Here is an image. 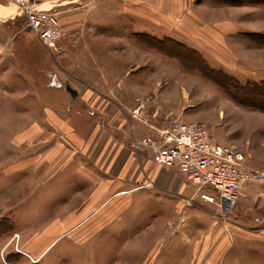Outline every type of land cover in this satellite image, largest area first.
I'll return each mask as SVG.
<instances>
[{
  "label": "rangeland",
  "instance_id": "obj_1",
  "mask_svg": "<svg viewBox=\"0 0 264 264\" xmlns=\"http://www.w3.org/2000/svg\"><path fill=\"white\" fill-rule=\"evenodd\" d=\"M101 4L103 29L108 21L131 20L121 12L137 14L141 22L137 36L148 50L140 49L128 65L129 74L135 71L130 85L117 86L139 89L128 90L132 106L126 91H84L74 98L66 88L82 86V71L91 69L67 59L58 39L69 30L89 36L97 29ZM69 5L76 9L61 15L65 6H54L62 35L50 45L25 30L19 6L0 0V135L13 138V145L5 143L10 159L3 154L1 162L8 167H0V264H15L21 256L31 264H264V224L254 227L234 218L236 201L230 209L202 203L186 177L187 188L171 200L156 182L155 172L163 166L141 141L154 132L150 124L167 127L180 119L205 122L217 143V129L229 111L242 116L235 107L264 110L242 101L264 92V0H71ZM77 21L79 29L70 25ZM97 68L105 69L102 62ZM112 69L122 67L117 62ZM8 80L20 87L9 90ZM258 101L264 104V98ZM137 108L148 123L133 115ZM97 113H103L102 124ZM122 174L121 188L107 186ZM118 193L122 203L110 204ZM52 223L59 232L49 247L22 252L29 233ZM104 224L121 231L117 240L104 233ZM110 242L118 248L108 247Z\"/></svg>",
  "mask_w": 264,
  "mask_h": 264
},
{
  "label": "crops",
  "instance_id": "obj_2",
  "mask_svg": "<svg viewBox=\"0 0 264 264\" xmlns=\"http://www.w3.org/2000/svg\"><path fill=\"white\" fill-rule=\"evenodd\" d=\"M45 5L47 6H65L63 8V11H60V15L62 13L72 11L76 9V7L73 6H67L68 2H71V0H41ZM119 0H116L118 2ZM67 2V3H65ZM63 4V5H62ZM8 6V5H7ZM5 7V6H4ZM99 7V9H98ZM8 9V7H5ZM62 9V7H61ZM96 10L100 13V16L96 17L99 20H96L94 25L98 29L92 28V31L90 32L89 36L86 34L81 35V36H74L72 34V31L69 30L68 34L65 36L64 34L62 35L63 37H60L61 39H58L60 44L64 45V49L66 50L65 55H67V59H75V60H80V65H83L84 67H89V69H85L82 71L80 78L81 82L84 83L82 86H76L78 90V96H82V93L84 91H98V92H104L105 94L109 92H113L116 90L120 91H139L138 88H135L134 86L129 88H124L122 89L118 88L119 84H124V85H130L131 83V74L135 71L132 70V72L129 74V64L132 63L133 61H136V59L139 57L140 49L148 50V48H145V46L141 45L138 40L137 33L140 30L141 27V22L139 21V18L137 17V14H129V13H123L121 12L122 15L124 16H132L131 20L129 21H121V20H114V21H108L104 23V29H103V4L100 6L96 7ZM101 10V11H99ZM7 11V10H6ZM70 11V12H71ZM10 12V11H9ZM7 11V13H9ZM69 12V13H70ZM68 13V14H69ZM128 14V15H127ZM91 16V11H88V13H85V18L86 16ZM23 16V15H22ZM66 14H64L61 17V21L63 23L66 22L65 18ZM74 17V16H73ZM23 22H25L26 26V21L25 18L24 20L20 19V23L23 25ZM73 28H78L80 27L79 21L74 22L73 24H70ZM79 25V26H78ZM115 27V30L108 31V26ZM77 26V27H75ZM71 28V27H70ZM72 28V29H73ZM65 36V38H64ZM67 49H66V46ZM82 49H84L82 51ZM104 49V50H103ZM115 63H114V61ZM103 64V67L105 68L106 65L108 66L107 68L103 69V72L98 70L97 65ZM117 62H119V67L122 70L119 71L115 69L113 71V65H117ZM75 63V61H74ZM112 67V68H111ZM9 84L6 86V88L9 87V90H13L14 88L16 89L17 87H20V84H13L11 80H8ZM151 85V84H150ZM149 83L145 85L146 90L149 91L150 87ZM6 91V90H5ZM124 93V92H123ZM129 95V92H128ZM124 96L121 95V98ZM130 98H128L127 102L129 105H135L136 102L132 100L131 95H129ZM135 97V96H134ZM138 95H136V98ZM157 99V97L155 98ZM88 99L82 101L83 102V107H88L89 104L87 103ZM99 106L103 107V101H99ZM240 108V109H237ZM235 109L239 110L240 114L242 116L238 115V113L234 111H229L227 113V120L224 125H221L217 129V134H216V141L221 144H228V145H236L242 151L244 152L246 156V161L251 164L253 167L264 170V110H251V109H246V108H241V107H235ZM223 112L221 113V115ZM86 115V114H85ZM99 115L97 122L100 124L103 123V113H97ZM49 120L58 123L57 121L60 120V117H56L55 115L48 116ZM12 120V119H11ZM36 120H39L38 118ZM5 123H8V120L5 121ZM34 133H39L38 131ZM1 134V133H0ZM12 137H7V138H2L0 135V147L3 146V149L0 148V167L1 166H6V163H1L2 161H5V159H2L3 154H5V157L7 155V159H10V152L6 147V141L8 144H12ZM3 141V142H2ZM33 141V139H31ZM155 155V162L156 161V153ZM15 163V162H14ZM23 165L24 163H19ZM158 165L163 166L164 169H157V172H155V175H157V184H158V189L161 192L168 193L170 195V199L172 200L173 198H178V195L181 194L180 191H183L187 188V184L185 180L183 179L186 177L184 173L181 172L180 168L176 165L173 166H166L157 163ZM157 168V167H155ZM177 170V171H176ZM156 171V169H155ZM182 174V175H181ZM40 178L42 177V174L39 176ZM122 177H124V174L121 175V177H116V178H111L108 185L110 188L113 186L115 189L121 188V182H123ZM38 178V175L36 176ZM39 178V179H40ZM186 179H188L186 177ZM160 183V185H159ZM191 183V182H190ZM192 185V193L195 191V186ZM119 187V188H118ZM174 188V190L171 189ZM157 189V190H158ZM179 190V191H178ZM117 192L121 193L119 190ZM118 193V195H114L110 198L108 201L110 204L115 203L116 206L122 203V196ZM105 197H103L104 199ZM159 198H163L162 196H159ZM167 198L166 195L163 199ZM195 198L200 199L202 203H208L212 205H216L213 202H210L200 196H197ZM164 201V200H163ZM165 202V201H164ZM222 207H223V200H222ZM235 207V208H234ZM232 211L230 212L232 216L236 219H242L244 221H247L249 223H253L252 225L254 227L263 225L264 224V182H249L245 186H243L241 190V195L239 199L235 202ZM58 221V213L57 216L55 217ZM113 219V218H110ZM52 226L49 224V226L46 229L41 230L40 233L41 236L45 237H38L40 233L35 232L34 234L29 233V239H27L25 242L23 241L22 245V252L26 249L29 251H42L45 248L49 247L47 245H50L58 230V224ZM107 224L103 225L104 233L107 234L109 232L110 237L112 239L117 240V234L118 232L120 233L121 231L115 232L112 230H117L113 229V227H107L105 226ZM105 226V227H104ZM252 227V226H251ZM57 228V229H56ZM262 228V227H258ZM114 233V234H113ZM32 238L37 236L40 239H35ZM106 236V235H103ZM103 240V243L106 246V241ZM55 246V245H54ZM108 247H116L118 248V243L112 244L110 242ZM39 252V253H40ZM13 253V252H11ZM10 253V254H11ZM60 250L58 252H54L53 254V261L55 258L59 255ZM26 256H21L17 261H15V264H19L22 262V260H28L26 259ZM107 260V259H106ZM29 264L30 261L28 260ZM56 264V262H53L52 264ZM104 263V260H103ZM49 264V263H47ZM98 264H101L100 261Z\"/></svg>",
  "mask_w": 264,
  "mask_h": 264
},
{
  "label": "built area",
  "instance_id": "obj_3",
  "mask_svg": "<svg viewBox=\"0 0 264 264\" xmlns=\"http://www.w3.org/2000/svg\"><path fill=\"white\" fill-rule=\"evenodd\" d=\"M18 4L26 26L44 43L54 44L62 35L59 12L41 0H8ZM133 115L142 118L140 108ZM150 124V123H149ZM153 133L141 141L156 153V161L166 166L176 165L196 187L195 193L222 207L224 198L237 201L242 187L252 181H264V170L246 161L236 145L216 143L203 121L175 119L167 127L150 124Z\"/></svg>",
  "mask_w": 264,
  "mask_h": 264
},
{
  "label": "trees",
  "instance_id": "obj_4",
  "mask_svg": "<svg viewBox=\"0 0 264 264\" xmlns=\"http://www.w3.org/2000/svg\"><path fill=\"white\" fill-rule=\"evenodd\" d=\"M150 38L156 40L153 37H150ZM143 43L146 44L148 47H151V46L148 45V43H145V42H143ZM158 44H161V43L158 42ZM172 45H173V47H178L179 46V44L175 43L174 41H172ZM158 50L159 51L161 50V52H162V49H158ZM204 73H205V75H207V72H204ZM224 83H225V85H227L226 82H224ZM262 98H264V92H261V93L259 92L258 95H256L255 97L250 98V99H245V100H242V101L246 102V103H250V104L256 105V106L261 107V108H264V104L262 103V101H258V100H260Z\"/></svg>",
  "mask_w": 264,
  "mask_h": 264
},
{
  "label": "water",
  "instance_id": "obj_5",
  "mask_svg": "<svg viewBox=\"0 0 264 264\" xmlns=\"http://www.w3.org/2000/svg\"><path fill=\"white\" fill-rule=\"evenodd\" d=\"M25 22H23V24H24ZM25 30L26 31H31V28L29 27V26H25ZM66 88H67V90L68 91H70V93L72 94V96L74 97V98H76L77 97V95H78V90L77 89H75L71 84H67L66 85ZM232 203H233V200H230V199H227V198H224L223 199V207L225 208V209H230L231 208V206H232Z\"/></svg>",
  "mask_w": 264,
  "mask_h": 264
},
{
  "label": "bare ground",
  "instance_id": "obj_6",
  "mask_svg": "<svg viewBox=\"0 0 264 264\" xmlns=\"http://www.w3.org/2000/svg\"><path fill=\"white\" fill-rule=\"evenodd\" d=\"M16 4V3H15ZM17 6H19L18 4H16ZM20 7V6H19ZM21 8V7H20ZM25 18V17H24Z\"/></svg>",
  "mask_w": 264,
  "mask_h": 264
}]
</instances>
